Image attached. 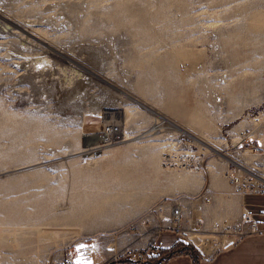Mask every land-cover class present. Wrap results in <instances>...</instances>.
Masks as SVG:
<instances>
[{
    "label": "rangeland",
    "instance_id": "374dc122",
    "mask_svg": "<svg viewBox=\"0 0 264 264\" xmlns=\"http://www.w3.org/2000/svg\"><path fill=\"white\" fill-rule=\"evenodd\" d=\"M41 56L55 67L37 80L61 86L73 75L55 68L75 69L88 92L60 102L24 80ZM100 85L112 100L99 101ZM259 111L264 0H0V264H110L127 248L156 264L164 252L136 221L206 190L212 202L193 217L230 220L231 146L243 115ZM109 125L118 140L87 146ZM177 152L202 163L163 167Z\"/></svg>",
    "mask_w": 264,
    "mask_h": 264
},
{
    "label": "built area",
    "instance_id": "2783aa9c",
    "mask_svg": "<svg viewBox=\"0 0 264 264\" xmlns=\"http://www.w3.org/2000/svg\"><path fill=\"white\" fill-rule=\"evenodd\" d=\"M85 80L87 81V79ZM241 122L242 126L238 128L236 142L231 146L232 160L227 165L224 178L233 195L264 196V111L246 112ZM117 129L115 127L112 130ZM168 153L162 157L164 159L161 162L163 167H170V169L177 167L179 170L187 172L191 171V163L195 165L202 163L200 156L192 158L188 153L177 152L170 153L171 155ZM245 153L251 156V160H246ZM207 191L196 197L204 206H209L212 202L211 197L206 194ZM173 201L175 204H161V207H153L134 224L138 229L146 230L152 245H155L163 234L172 232L176 235L175 242L189 244L190 246L187 247L192 250L195 256L194 260L201 262L210 260L219 252L235 248L248 238L264 235V228H260L254 216L244 209L239 212L235 221H214L206 227L203 219L201 217L195 219L192 213L187 211L182 201ZM155 221L157 225H151ZM192 233H199L200 236L208 238L206 244H210V253H205L202 249L199 250L197 246L190 244L189 238L192 237ZM124 255L128 256L127 261L131 264H144L147 261V254L143 250L132 253L127 248L124 250ZM109 261L112 264L121 263L119 255L113 256L112 261ZM57 264L75 263L71 257L66 256Z\"/></svg>",
    "mask_w": 264,
    "mask_h": 264
},
{
    "label": "crops",
    "instance_id": "0c3cea01",
    "mask_svg": "<svg viewBox=\"0 0 264 264\" xmlns=\"http://www.w3.org/2000/svg\"><path fill=\"white\" fill-rule=\"evenodd\" d=\"M223 197L225 198L224 203H227L229 200L234 201L238 207L234 216L229 218L230 221H235L239 212L244 209L254 216V219L260 228H264V196H254L250 194L236 196L228 190V192L226 191L223 194ZM195 198L196 197L194 196L189 199H181L188 212H192L191 209L199 203V199L193 200ZM175 241L176 235L172 232H168L163 234L155 245H152L151 243V247L156 251L164 252V256H161L156 264H264V235L248 238L235 248L219 252L210 260H202L201 262L194 260V255L191 256L186 253L172 254L175 250H178L172 249ZM126 243L136 245L135 237L128 238ZM168 253V257L164 259L163 257ZM69 254L71 255V252H69ZM93 255L96 256L95 254ZM99 260L101 261L100 257ZM120 264L131 263L126 260Z\"/></svg>",
    "mask_w": 264,
    "mask_h": 264
},
{
    "label": "bare ground",
    "instance_id": "6f19581e",
    "mask_svg": "<svg viewBox=\"0 0 264 264\" xmlns=\"http://www.w3.org/2000/svg\"><path fill=\"white\" fill-rule=\"evenodd\" d=\"M14 26L18 27L16 24H14ZM94 57L97 58L95 62L100 63V59L102 57L101 54L95 55ZM27 64H28V69H27L26 73L22 76V78L24 80H29L32 82L35 81L36 82L35 84H37V85H39L41 83L44 94L54 95L58 98V100L60 102H63L64 99H67V101L68 100L70 101L75 97L79 98L80 96H82L83 94L88 92V89L91 85V84L89 85V83L84 84L85 76L83 74H80L77 70L68 69V68L63 69V68H60L58 66H57V68H55V70H59L63 73H67V74L69 73V74L73 75V77L69 78V80H63V78H61V80H63V82H65V84H67V86H65V84H61V86H59L55 83L43 80V78H41V81L37 80L41 75V73L38 74L39 68H43L42 69L43 74H45V70L53 71V69L55 67L54 63L52 62V60L48 56H41L40 58L31 59V60L27 61ZM53 80H59V76H55V78H53ZM37 82H39V83H37ZM100 89L103 91L104 96L102 98H100L99 101L105 100L106 97H109L111 100L113 99V95H112L110 90L105 89V87H102V85H100ZM115 127H117L118 129L112 130ZM120 133H121V129L117 125L116 126H113V125L105 126V128H103V132L101 133L100 136H96V135L91 134L92 135V139H91L92 142L89 143L87 146H91V145L98 144V143H106L107 144L108 141L110 142L112 140H118ZM106 144L98 145L97 147L89 149V151H91V153H93L95 151L99 152L100 150H102V148H105L108 145V144L107 145ZM169 155H171V154H169ZM247 159L248 158H246V160ZM165 161H166V159H165ZM167 168H170V167H167ZM173 168H175V167H173ZM175 200L181 201V199H178V198H176ZM174 202L175 201L172 200L169 204L171 205ZM207 239H208L207 237L201 238L200 236H196V237H193L192 240L198 248V247H202L203 244H206V243H204V241H206ZM201 240H202V243H200ZM146 263H148V262L146 261L144 264H146ZM110 264H112V263H110Z\"/></svg>",
    "mask_w": 264,
    "mask_h": 264
},
{
    "label": "water",
    "instance_id": "95a60500",
    "mask_svg": "<svg viewBox=\"0 0 264 264\" xmlns=\"http://www.w3.org/2000/svg\"><path fill=\"white\" fill-rule=\"evenodd\" d=\"M187 249L186 251H189V252H186V254H189V255H193V252L190 248L186 247V248H183L182 250H175L172 254L176 253V254H179V253H182L184 252V250ZM168 256H165L164 259H166Z\"/></svg>",
    "mask_w": 264,
    "mask_h": 264
}]
</instances>
